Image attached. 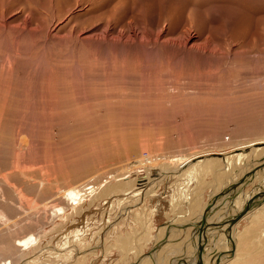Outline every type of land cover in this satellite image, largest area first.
Instances as JSON below:
<instances>
[{"label":"rangeland","instance_id":"1","mask_svg":"<svg viewBox=\"0 0 264 264\" xmlns=\"http://www.w3.org/2000/svg\"><path fill=\"white\" fill-rule=\"evenodd\" d=\"M255 140H264V0H0V264H61V254L65 264H77L76 254L85 264L140 263L134 254L120 262L117 250L104 256L119 233L141 230L115 229L125 217L122 195L93 204L90 195L79 207L62 191L117 174L129 188L140 163L156 155L147 172L172 164L182 174L166 177L159 201H148L144 221L154 237H142V254L154 259L163 250L178 262L186 251L193 262L195 232L184 243L172 235L177 247L158 246L157 232L175 223L162 197L171 198L177 182L174 190L198 184L194 169L202 165L183 176L188 160ZM206 179L214 188V173ZM60 206L68 211L54 215ZM263 206L256 220L236 223L241 245L225 264H264ZM221 227L207 228L214 249ZM28 235L35 245L22 252Z\"/></svg>","mask_w":264,"mask_h":264},{"label":"bare ground","instance_id":"2","mask_svg":"<svg viewBox=\"0 0 264 264\" xmlns=\"http://www.w3.org/2000/svg\"><path fill=\"white\" fill-rule=\"evenodd\" d=\"M187 38L189 39L190 37H187ZM172 41H173V38H172ZM172 43H174V41ZM30 145L27 146V148H30ZM237 146L238 147L234 146L235 148H233L229 151L223 152L222 154H217V152H216V155H215V153L214 154L209 153V154H202L198 157L195 156V160H193V161L188 160V162L184 165L185 169H184L183 173H185V174H183V176H185V175L187 176L188 173L192 174L191 171H192V168L195 167V165L196 166H197V164L202 165V167L197 166L194 169L195 170V176H196L195 178L198 180L197 181L198 184L194 185L195 187L194 186L191 187L188 183L182 184V185L180 183V185L182 187L178 185L175 190H174V186H176L178 182L175 185L173 184V186H171V187L169 186L172 190L171 191L172 192L171 198H167L166 196H163L162 198H164V201H166V199H168L170 201V208H169V212L166 213V217H167V219H170V220L173 219L172 222L175 221V223L169 222L168 226L162 227V229L160 230L161 232L160 231L157 232V233H159L157 236V241L159 243L158 246H160V245L163 246V244L166 245L165 243L171 242V243L176 245L175 247H177V245H179L177 240L176 239L171 240V238H173L174 236H176V237L182 236L183 238L181 237L182 238L181 242L184 243V241H186V239L189 238V235L192 232L193 233L195 232V231H193V229L197 225V222H199V221H197L198 218H197V220H195L196 216L200 215L202 217L203 213L206 210L208 203L212 199H214V201H215L214 207L219 205L218 209L215 208V211L213 213L217 212L218 210H226L228 207H230V209H228V211L218 212V213H220V216L215 217V218L212 216L213 217L212 219L222 220L224 218L223 213H224V215H227L226 213H228V212H229V214L226 216V218L227 217L234 218L235 215L239 214L240 212H245L242 220L249 219L250 216L253 217L252 219H254V220H256L258 218V212L261 211V205H264V203L262 202L264 200V198L262 196L264 194V173H262L264 171V140H255L253 142H248V143H244L242 145H237ZM209 156L214 157V158L212 157L213 158L212 162H210V161L208 162V159L210 158ZM57 158H59V157H57ZM255 158H258L259 160L256 161ZM158 159H159L158 155H156L155 157L143 160L142 163H140L141 166L139 165V167H141V170L137 174L136 179L134 180V184L132 186H130L129 188H123V187L119 186V184L124 183V179H123L124 177L122 178L121 175L117 174V175H108L107 179L105 180L106 184L105 183L100 184L102 181L98 183V180L96 182L93 180L92 181L90 180L91 182L82 184L80 186H69L62 191V195L64 196L63 198L69 206H79V207L81 206V203L85 200V198L87 196H90V195L94 196L93 199L90 201L92 204L95 200L97 201V200L103 199L105 197L113 196V195H119V194L122 195V197H119L118 200L120 201V205L122 204L121 206L124 205L123 206L124 208L122 209V211L124 210L123 214H125V217H122V221H119L118 223L114 221L115 223H117L115 229H117V230L120 229L117 226L134 224L137 227H139V229H141L142 231L141 230H139L138 232L133 231L127 237L123 236V234H126V233H119L118 238H117L115 243L114 242H110V243L107 242L106 246H107V249H109V251H107V254L104 253L105 259L110 255V253L113 250H117L118 252L122 253L121 256H123V258H120V262H122V263H125V261L127 260V257H130L131 254H134V256L137 257V259H141L140 263L138 262V264H173L174 261L177 262L175 260L177 257L174 259L172 258L169 262V258L167 257L168 254H166V252L163 254V250L160 251V254L158 256L156 255L158 258L155 257L154 259L144 258L145 255L142 254L143 252L141 250L142 246L140 243H141V239H143L142 237L147 238L148 235L151 237H154L153 233H151L152 228L150 226H148V223H145V221H144L145 216H146V209H147L148 204H149L148 201H150L152 199V197L156 198L159 201V199L161 198L159 193L161 194V191H162L161 188H162V186L165 185V183H163V181L166 177H170L169 179H172V178L176 177V175L180 176L182 174L180 170L175 169V168H171L174 166L172 164L168 165V166L164 165L165 167L162 166L161 168L156 169L157 171L151 170L150 172H147L145 170V168H147V167H149V165H152L155 162H157ZM261 160H262V162H261ZM22 161H24V160H22ZM58 161H59V159H58ZM206 161H207V163L205 165H203V163H205ZM175 162H177V161H175ZM209 164H211V166H210V168H207L209 166ZM163 168H165V169L162 171H159ZM219 169H221V170H219ZM23 172H25V171H23ZM13 173H15V172H13ZM153 173L156 175L155 177H152L154 175ZM208 173H212V174L214 173V175H215L216 183H215L214 188H213L214 184H212V182L211 183L210 182H207V183L204 182V180L206 179V175ZM52 174H53V172H52ZM261 174H262V177H259V175H261ZM4 175L6 176V174H4ZM55 176H56V174H55ZM51 177H53V176H51ZM21 178H23V177H21ZM206 181H208V180L206 179ZM28 182L30 184V181H27L26 183L28 184ZM247 183H252L254 185V188L252 190H244L243 186L246 185ZM207 184H208V187H212L210 200L208 202H206L204 197H203V196H205L204 195L205 190L208 188ZM234 185H237L238 187L236 189H232V186H234ZM13 187H15V186H13ZM27 187H25L23 189H26ZM135 187H137V188H135ZM7 188H8V186H7ZM132 188H134V189H132ZM136 189H138V190H136ZM219 189H220V191H219ZM134 190H136V191L134 192V194L132 196L125 194V193H128L129 191H130L129 194H132ZM222 191L224 194L221 196L220 193H222ZM16 192H18V191H16ZM168 192H169V190H168ZM235 193H239V195L236 196ZM255 194H256V196H254ZM251 195H253V196L251 197ZM247 196H249L251 198H249ZM135 197L137 199H134ZM241 198H244V201L246 200L243 205H242ZM254 200H257V201L253 202ZM21 202H22V200H21ZM139 202H141L142 205L134 208L133 205H136ZM259 202H262V203L260 204ZM25 203H28V202H25ZM250 203H251V205L248 206V204H250ZM183 205H185V206L187 205L185 210L183 208ZM67 209H68L67 207L60 206V207L54 209L53 214L54 215L60 214V216H61L62 214L66 213ZM213 213H211V214H213ZM211 214L209 215V217H211ZM217 215H219V214H217ZM201 217L199 218V220L201 219ZM208 218H207V221L210 223ZM231 220L228 219L226 221H231ZM188 221H190V222H188ZM241 221H239V223ZM186 222H187V225H185ZM212 222H214V221H212ZM238 224L236 226V223L230 224V222H227L220 228V231H221L220 234H219V232H216L219 235V239L217 240V242H215L216 246H217L215 249L211 246V243H210L211 238L210 237H209V239L207 238V239L203 240V238H202L199 240V236L195 232L196 237H195V234L193 235L195 237V242H196V244L194 243L195 246H197V248H198V246L200 245V242H201V244L203 243V246H204L202 264H225L226 262H228L230 260V258L231 259L234 258L232 256V254H235L237 245H239V246L241 245L240 239H242L241 236L239 238H237V236H236V234L238 232ZM179 225H181V226L183 225L182 229L179 230V228H178L179 231L174 230L175 228L177 229V226H179ZM223 228H226L225 231L223 230ZM133 229H134V227H133ZM154 229H156V227H154ZM111 230L113 231V229H111ZM224 233H226V234H224ZM228 233H230V238H229ZM245 233H247V231ZM211 234L213 235V233H211ZM222 234H224V235H222ZM109 235L110 236L113 235L111 231H110ZM172 235H174V236L172 237ZM206 235L208 236V232L206 233ZM34 236H35V234H34ZM16 240H18V239H16ZM34 240H36V238H34L32 235L26 236L25 238L19 240V246H20L19 248L24 247L25 249L22 250V252H25L27 249L30 248V244L35 245V244H32ZM103 242H104V239H103ZM103 242H102V245L104 244ZM188 244L190 246L192 244V242H189ZM170 245H172V244H170ZM172 246H171V248H173ZM31 247H33V246H31ZM157 247L156 246L153 247L151 252L156 250ZM78 248H79V246H78ZM75 249H77V248H75ZM166 249L168 250L169 248H166ZM216 249L218 250V253L211 256V253L214 252V250H216ZM195 250H196V248H195ZM168 251H170V249ZM187 251L189 252L190 249ZM229 251L232 254H230ZM15 253L19 254V251L15 252ZM94 253H96V252H94ZM186 254L188 255V253H186V251H185L183 259L188 261V262H191L192 257L194 255L190 254L189 257H186L187 256ZM24 255H26V254H24ZM84 256H81V257H83L81 259H79L80 258L79 254H76L75 256H72V257L74 259H76L77 264H85L88 260V257H84ZM14 257H15V255H14ZM21 257H23V256H21ZM57 257H58V255H57ZM64 257H65V254H61L59 256V258L61 259V264H65V262L63 261ZM181 258L182 257H180L179 259H181ZM194 260H196V257L194 258ZM65 261L67 262L68 259H66ZM12 262H13L12 260L4 261L3 264H12ZM57 263L59 264V262H57ZM89 264H90V262H89Z\"/></svg>","mask_w":264,"mask_h":264},{"label":"water","instance_id":"3","mask_svg":"<svg viewBox=\"0 0 264 264\" xmlns=\"http://www.w3.org/2000/svg\"><path fill=\"white\" fill-rule=\"evenodd\" d=\"M237 187H238L237 185H234V186H232V189H236ZM220 194L222 196L224 194L223 191ZM262 196L264 198V194ZM214 202H215L214 199H212L208 203V205L206 207V210L203 213L200 221L197 222V225L195 226V229H196L195 232L198 234L199 240L202 239V238H203V240L207 239L206 233H207V228L209 226H213V227L223 226L227 222H230V224H234V223H237V221L240 218H242L244 216V214H245V212H240L239 214L235 215L234 218L228 217V218H224L222 220H219L217 223H215V222L214 223H212V222L209 223L207 221L208 216L215 211V208L217 209L218 206H219V205H217L216 207H214L215 206ZM228 219H230V220L232 219V220L231 221H226ZM228 235H229V238H230V233H228ZM203 252H204V246H203V243L201 244V242H200V245L198 246V250H197L198 256H197V259L196 260H194L193 262H188V261H186V260H184L182 258V259H178L177 264H202V262H203L202 261L203 260Z\"/></svg>","mask_w":264,"mask_h":264},{"label":"crops","instance_id":"4","mask_svg":"<svg viewBox=\"0 0 264 264\" xmlns=\"http://www.w3.org/2000/svg\"><path fill=\"white\" fill-rule=\"evenodd\" d=\"M191 173H193V170L191 171ZM192 175V174H191ZM195 179V178H194ZM194 183V185H195V181L193 182ZM193 185V184H192ZM193 185V186H194ZM219 191H220V189H219ZM253 195H251V197H252ZM247 197H249V196H247ZM251 197H249V198H251ZM194 230V229H193ZM224 234H226V233H224ZM208 262V261H207Z\"/></svg>","mask_w":264,"mask_h":264}]
</instances>
